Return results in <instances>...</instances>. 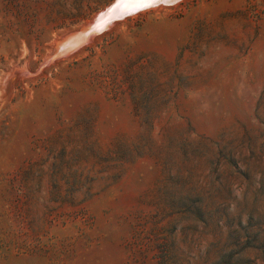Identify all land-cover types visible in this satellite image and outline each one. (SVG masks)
I'll use <instances>...</instances> for the list:
<instances>
[{"label": "rangeland", "instance_id": "obj_1", "mask_svg": "<svg viewBox=\"0 0 264 264\" xmlns=\"http://www.w3.org/2000/svg\"><path fill=\"white\" fill-rule=\"evenodd\" d=\"M113 1L0 0V264H264V0Z\"/></svg>", "mask_w": 264, "mask_h": 264}, {"label": "bare ground", "instance_id": "obj_2", "mask_svg": "<svg viewBox=\"0 0 264 264\" xmlns=\"http://www.w3.org/2000/svg\"><path fill=\"white\" fill-rule=\"evenodd\" d=\"M177 1V0H173ZM111 4V3H110ZM109 4V5H110ZM149 4H126V3H117L111 8L108 9L105 13L97 14L94 20V24L86 29L83 32L75 34L76 31L82 29L81 27L78 28L76 31L68 32L61 38H59L54 44L52 53L54 50L58 51L59 53L67 54L70 52H74V50L83 46L93 35H96L110 26L113 21L123 18L124 16L134 13L139 8L148 6ZM153 6V5H152ZM104 10V9H103ZM93 21V20H92ZM92 21L82 25L88 26L91 25ZM72 33V34H71ZM58 53V54H59Z\"/></svg>", "mask_w": 264, "mask_h": 264}, {"label": "snow or ice", "instance_id": "obj_3", "mask_svg": "<svg viewBox=\"0 0 264 264\" xmlns=\"http://www.w3.org/2000/svg\"><path fill=\"white\" fill-rule=\"evenodd\" d=\"M173 0H117V3L126 4H155V3H169Z\"/></svg>", "mask_w": 264, "mask_h": 264}, {"label": "water", "instance_id": "obj_4", "mask_svg": "<svg viewBox=\"0 0 264 264\" xmlns=\"http://www.w3.org/2000/svg\"><path fill=\"white\" fill-rule=\"evenodd\" d=\"M116 2H117V0H114L110 5H108V6H107L104 10H102L100 13H103V12L105 13L108 9H111V8L116 4ZM100 13H98V15H99ZM96 17H97V16H96ZM96 17L93 19L91 25H88V26H81L82 29L76 31L75 34H78V33H80V32H83L84 29H86V28L92 26V25L94 24L93 22H94V20L96 19ZM72 33H73V32H72ZM72 33H71V34H72Z\"/></svg>", "mask_w": 264, "mask_h": 264}]
</instances>
